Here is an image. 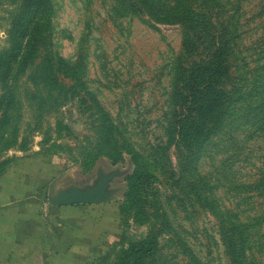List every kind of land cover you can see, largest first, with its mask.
I'll use <instances>...</instances> for the list:
<instances>
[{"label": "rangeland", "instance_id": "rangeland-1", "mask_svg": "<svg viewBox=\"0 0 264 264\" xmlns=\"http://www.w3.org/2000/svg\"><path fill=\"white\" fill-rule=\"evenodd\" d=\"M223 1L239 22L233 79L226 88L235 87L236 94L231 114L204 138L203 112L192 119L187 110L185 119L177 103L176 94L186 87L187 71L180 67L201 60L187 52L184 27L157 23L127 10L121 0H52L38 36L55 69L73 78L60 76L61 81L75 84L78 95L45 114L24 148L3 154L13 160L0 175V264H107L127 240L145 237L150 225L125 224L120 213L133 153L159 178L150 193L166 216L159 264H237L223 238V215L243 230L251 226L247 262L264 264V206L248 188L264 167V131L254 116L263 99L253 91L255 70L264 65V0ZM16 7L13 0H0V51L11 47ZM202 42L200 37L199 53L206 47ZM19 83L21 139L29 123L35 126L34 109L27 108V70ZM103 124L116 129L119 154L101 156L85 171L82 149L88 139L97 145L95 128ZM53 143L63 148L48 150ZM112 172L118 175L109 202L51 204L60 191L85 189L100 173Z\"/></svg>", "mask_w": 264, "mask_h": 264}, {"label": "trees", "instance_id": "trees-1", "mask_svg": "<svg viewBox=\"0 0 264 264\" xmlns=\"http://www.w3.org/2000/svg\"><path fill=\"white\" fill-rule=\"evenodd\" d=\"M17 10L13 15L9 31L10 49L0 51V77L3 95L0 98V175L12 163V158L3 156L7 151L29 143L31 132L41 129L45 114L56 113L66 101L78 95L77 86L61 81L71 78L63 68L55 69L48 58L45 40L40 41L38 27L42 17L52 11V0H13ZM127 10L137 9L157 23L179 24L185 28L189 37L187 52L193 53L201 59L192 62L188 68L180 67L179 71H187L186 87L177 95L180 110L184 111V118H195L199 111L204 118L200 131L211 135L214 129L222 124L235 101V87L226 89L233 79L234 65L232 63L234 49L240 38L238 34L239 22L234 20L228 6L223 0H121ZM195 8L200 9L199 12ZM197 30L199 32L197 33ZM205 44L204 51H197L199 39ZM27 39V43H24ZM191 46V48H190ZM23 55L20 56L23 50ZM264 52V51H263ZM21 57L23 65L14 71L13 64ZM232 58V59H231ZM27 70V108L34 109L35 126L27 125V135L20 139L19 122L22 117L23 103L18 96L20 90L19 78ZM264 65L255 70L253 91L262 97L255 107V117H259L258 131H264ZM183 73V72H181ZM179 74V72H178ZM60 76H63L62 79ZM73 79V78H71ZM10 82V83H9ZM219 85L222 88H219ZM226 85V86H225ZM225 87V88H224ZM189 110L187 116L186 112ZM186 116V117H185ZM220 124V125H221ZM61 126V124H58ZM178 125V123H177ZM203 126V127H202ZM206 128L204 131L203 128ZM97 145L92 146L88 139L81 154V167L90 171L101 156L114 157L119 154L121 147L116 130L111 125H98L96 128ZM60 132V131H59ZM48 135V134H47ZM27 136V137H26ZM46 141H50L47 138ZM199 142H202L201 139ZM120 145V146H119ZM105 147V148H104ZM127 150H132L126 146ZM51 149L63 148L53 143ZM104 148V149H102ZM119 157V156H118ZM117 157V158H118ZM131 160L134 170L126 177V191L124 201L120 207L122 220L130 225V221L137 226L150 225L148 234L138 240H127L107 264H159L158 258L162 253L160 238L163 234L162 223L165 226L166 216L163 210L154 204L150 193L159 182L158 176L142 164L140 157L133 153ZM114 162H117L114 160ZM182 169H187L183 166ZM259 178L249 185L250 192L256 193L262 199L264 206V167L259 169ZM255 195H251L254 197ZM257 198V197H256ZM261 224L263 219L259 218ZM223 238L232 248V256L237 264H248L247 249L250 246L249 237L251 226L232 223L223 215ZM250 234V235H249ZM247 244V245H246ZM251 254V253H250ZM111 257V258H110ZM194 262V258L192 259Z\"/></svg>", "mask_w": 264, "mask_h": 264}, {"label": "water", "instance_id": "water-1", "mask_svg": "<svg viewBox=\"0 0 264 264\" xmlns=\"http://www.w3.org/2000/svg\"><path fill=\"white\" fill-rule=\"evenodd\" d=\"M117 175L118 172L109 174L100 173L93 186H89L85 189L71 186L66 190L60 191L56 196L51 197L50 202L57 207L98 205L109 202L113 195L110 184Z\"/></svg>", "mask_w": 264, "mask_h": 264}]
</instances>
